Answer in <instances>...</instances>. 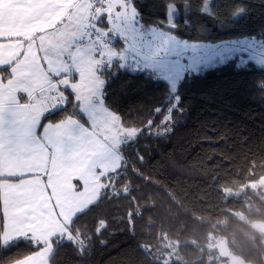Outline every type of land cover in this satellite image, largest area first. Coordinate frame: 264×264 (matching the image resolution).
I'll list each match as a JSON object with an SVG mask.
<instances>
[{
    "label": "trees",
    "instance_id": "trees-1",
    "mask_svg": "<svg viewBox=\"0 0 264 264\" xmlns=\"http://www.w3.org/2000/svg\"><path fill=\"white\" fill-rule=\"evenodd\" d=\"M145 4V21L162 15L160 0H145ZM209 4L218 6L220 21L230 19L241 4L247 13L228 28L202 17L204 31H200L199 25L185 28V13L178 10L174 17L180 26L177 38L217 42L255 35L264 39V0H210ZM120 41L116 40V49ZM115 63L99 68L104 82L108 81L107 89L105 85L102 88L103 102L125 127L139 131L131 141L118 146L119 166L100 177L98 200L71 221L68 230L73 232L75 246L58 249V264H164L153 253L164 239L176 244L181 257L168 264H216V254L206 247L210 233L223 236L230 250L244 260L264 264V233L250 224L264 221V199L248 189L237 197L225 191L246 187L249 181L264 176V97L249 94L246 87L260 73L253 66L238 73L229 61L193 75L181 87L185 113L173 114L178 122L171 133L158 136L167 113L156 116L152 128L148 124L162 91L138 74L121 71L112 78ZM7 76L5 72L4 79ZM62 92L64 105L45 113L40 127L67 117L87 125L72 93L66 88ZM145 98L151 100L141 108L139 101ZM168 126L163 131L167 132ZM110 180L113 187H104ZM3 225L0 199V231ZM19 250L27 253L31 248L21 244Z\"/></svg>",
    "mask_w": 264,
    "mask_h": 264
},
{
    "label": "crops",
    "instance_id": "crops-1",
    "mask_svg": "<svg viewBox=\"0 0 264 264\" xmlns=\"http://www.w3.org/2000/svg\"><path fill=\"white\" fill-rule=\"evenodd\" d=\"M87 2L89 0H76L75 3L73 0H60L52 6L53 16L63 12L64 18L47 31L31 35L27 33V25L18 29L10 26L5 17L7 0H0V68L7 67L5 71L0 70L2 231L11 228L10 216L3 211L11 207L9 198L15 201L18 208L28 207L32 219L24 222L25 228L32 225L39 230L68 229L78 213L98 200L101 185L96 175L99 170H106L105 159L113 158L114 162L120 163L117 148L104 142L108 135L104 120L96 118L94 110H89L90 106L94 108L91 104L96 100V107L105 112L102 96L104 82L101 93L96 91L87 95L84 99L88 105H84L73 86L79 80L77 74L73 80L68 77L73 67L72 53L59 56L56 63L51 62L50 57L45 62L43 58L46 57L41 56V38L56 32L64 21L67 23L66 12L74 4L80 6ZM17 30L22 34L14 35ZM25 34L30 35V39H25ZM121 41L124 48L122 37ZM113 50L116 51L115 48ZM97 61L95 64L99 63ZM99 68L95 69L100 76ZM5 72L8 76L4 79ZM62 88L72 93L88 124L67 117L55 123L46 122L40 127L45 113L64 105ZM53 96L56 98L54 105L46 100ZM13 130H16L15 135H7ZM25 130L30 133L27 142L20 135ZM13 148L15 151H10ZM118 166H114L113 170Z\"/></svg>",
    "mask_w": 264,
    "mask_h": 264
},
{
    "label": "snow or ice",
    "instance_id": "snow-or-ice-1",
    "mask_svg": "<svg viewBox=\"0 0 264 264\" xmlns=\"http://www.w3.org/2000/svg\"><path fill=\"white\" fill-rule=\"evenodd\" d=\"M75 2L76 0H73V3ZM56 3H60V0H7L4 5L5 17L13 28L18 29L27 25V33L31 35L45 32L64 18L65 13L63 12L53 16L52 6ZM100 5L104 7H100ZM145 7V0H99L97 13H102V15L99 23L93 26L99 27L102 24L110 36L109 23L113 16L116 19L117 28L121 27V21L124 22L125 27H128L135 20L141 27L148 28L150 32L158 34L166 42L171 41V51H167L163 56L154 57L150 63H147V68L151 70L150 75L139 64H121L117 61L113 65L116 72L112 78L121 71L133 76L138 74L148 85L154 86L157 91H162L161 101L152 108L153 116L148 124V128H152L155 117L161 113H167L162 119L161 131L157 133L158 136L171 133L172 127L178 122L173 120V114L180 116L185 113L184 97L181 94V87L185 82L203 70L225 65L236 57L239 59L234 67L238 73L247 70L250 62L253 69L260 73L248 81L246 86L248 93H258L264 97V39H257L255 35H245L243 38L226 39L218 43H189L187 39L176 40L175 38L179 34L180 27L174 22L178 10H183L185 13V28L191 26L195 29L199 25L200 31H204L202 17L207 16L221 28H228L234 21L247 13V8L244 5L237 6L227 21L217 19L218 6L212 8L209 0H160L162 15L151 21L144 20ZM49 20L51 22L46 23ZM158 29L163 31L157 33ZM261 31L264 32V29ZM169 33L175 35L169 36ZM21 34L18 30L14 32V35L17 36ZM25 39H30V35L25 34ZM119 44V48L112 55H119L120 49L123 48V41H120ZM107 72L112 73V68H108ZM104 85L107 89V80ZM105 99H107L106 96ZM150 100L147 98L140 100L139 106L146 107ZM170 120H173V124L168 126ZM166 126H168L167 132L163 131ZM127 131L132 136L137 130L127 129ZM140 131H147V129H140ZM15 134L16 130H13L7 135ZM20 135L25 142L29 140L30 133L27 130ZM8 142L12 143L11 140ZM10 151H15V149H10ZM13 191L18 190L14 189ZM9 204L11 207L3 211L10 216L11 228L7 231H0V264H58V249L67 244L75 246L73 232L68 229L39 230L32 225L25 228L24 222L32 219L28 207H16L15 201L11 198H9ZM79 235L83 242L84 234L81 232ZM21 244H27L31 251L27 253L20 251ZM86 247L85 243L84 248ZM84 248H81L80 251L83 252Z\"/></svg>",
    "mask_w": 264,
    "mask_h": 264
},
{
    "label": "rangeland",
    "instance_id": "rangeland-1",
    "mask_svg": "<svg viewBox=\"0 0 264 264\" xmlns=\"http://www.w3.org/2000/svg\"><path fill=\"white\" fill-rule=\"evenodd\" d=\"M98 4L99 0H89V2L80 6L74 4L73 7L69 8L66 12L67 23L65 24L64 21L62 26L59 27L56 32L54 31L53 33L45 35V37H42L39 42L41 51L43 52L41 53V56L46 57L43 58L45 62H47V57H50L51 62L56 63L59 56L61 58L65 53H72L74 59L71 70L74 71L72 72L70 70V73L68 72V77L73 80L77 74L79 80L72 85L76 89V94L77 96H80L84 105H88V101L84 99L87 95L90 93H96V91H100L101 93L104 80L97 74L96 69L98 67H110L113 62L119 61L121 64H139L141 67L145 68L146 72L151 73L150 68H147L146 66L147 63H150L152 58L163 56L167 51H171L172 47L171 41L166 42L158 34H153L148 28L141 27L135 20H133L131 25L128 27H125L124 22L121 21V27L117 28L114 16L109 23V28L111 29V35L109 36L102 24L99 27L93 26L99 23L102 15V13H97ZM100 7L104 6L100 5ZM109 7H111V5H109ZM160 31L163 30L158 29L157 33ZM172 35L173 34L169 33V36ZM121 37L125 41V46L123 51L119 52V55L114 56L112 53L114 51L113 48L116 49L115 42ZM175 38L176 40H182L176 36ZM70 40L71 42L67 45V42ZM191 42L204 41H189V43ZM218 42L220 41L205 43ZM238 59L239 57H236L232 60V62L236 64ZM96 60H98L99 63L95 64ZM250 66H253L251 62L247 67ZM55 70L57 71V69ZM46 100L52 104L56 103V98L54 96L46 98ZM92 103L93 104L91 105L94 108L90 106L89 110H94L93 114L95 117L104 120L105 126L108 128L105 131L108 135L106 136L107 138L104 142L109 147L113 146L118 148V146H122L123 144L131 141L136 136L139 131L138 128L125 127L120 122L118 115L113 111L111 112V110L105 107V113L102 109L96 107V100ZM127 129H136L137 131L135 135L130 136ZM117 153L120 159L119 151ZM113 157L115 156L113 155ZM118 164V162L116 163L113 161V158H106L104 164V168H106V170H99L97 172L96 176L99 178L98 181H100V177L103 173L111 172L108 170H113L114 166ZM111 181L112 180L105 182L104 187L109 186L111 189L113 187V182ZM100 185L101 192V181ZM245 189L252 191L258 197L264 199V176H261L257 180L249 181L246 184V187L243 186L238 187L237 189H226L225 191L227 194L237 197L241 195ZM238 216L245 220L244 215L238 214ZM250 224L255 230L264 233V221L255 220ZM99 225V228H101L103 226V222L100 221ZM206 247L212 250L213 255L216 254L218 259L216 264H255L244 260L241 256L231 251L227 245L226 239L223 236L210 233ZM145 248L147 250L149 249V247ZM153 253H155L156 257L162 260L164 264L181 260L176 244L169 239L161 241L159 246L153 249Z\"/></svg>",
    "mask_w": 264,
    "mask_h": 264
}]
</instances>
